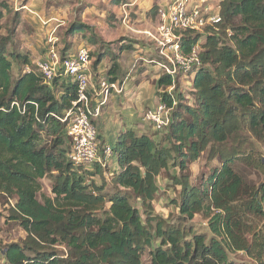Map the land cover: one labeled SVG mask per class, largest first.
Instances as JSON below:
<instances>
[{"label": "trees", "instance_id": "16d2710c", "mask_svg": "<svg viewBox=\"0 0 264 264\" xmlns=\"http://www.w3.org/2000/svg\"><path fill=\"white\" fill-rule=\"evenodd\" d=\"M217 4L218 23L201 33L177 32L183 56L199 46V64L176 76L158 72L155 95L167 109L160 141L133 129L118 133L106 183L101 165L90 170L68 159L60 120L76 100L75 83L61 68L46 82L37 64L15 50L20 16L0 1V32L11 15L0 34V201H13L10 220L25 233L21 242L0 245L5 264H264V0ZM85 34L96 46L88 51L92 67L108 60L104 79L123 84L119 59L132 46L101 42L77 17L62 35L61 61ZM203 156L207 175L195 183L189 165ZM237 163L262 181L246 185ZM159 178L175 189L177 214L170 218L152 206ZM44 179L49 194L42 192ZM195 217L208 233L192 225ZM238 254L247 261H236Z\"/></svg>", "mask_w": 264, "mask_h": 264}, {"label": "rangeland", "instance_id": "374dc122", "mask_svg": "<svg viewBox=\"0 0 264 264\" xmlns=\"http://www.w3.org/2000/svg\"><path fill=\"white\" fill-rule=\"evenodd\" d=\"M7 2L12 11L17 12L20 16V24L13 38V46L16 51L29 57L33 67L44 58L43 56L50 46L48 40L52 36L57 40L53 46L60 51L62 35L69 23L76 17L87 24L92 29L93 35L101 42L118 45L123 41L125 44H130L132 49L125 51L119 59L121 71L117 79L119 81L124 79L126 73L130 72L135 59H138V64L133 72H130L131 77L124 83L125 92L118 99V104L106 108L107 110L103 112L104 134L102 138L109 142L113 138L109 133L111 128H117L120 133L129 129L127 128L129 126L134 127L136 132L145 134L155 142L160 141L162 134L143 122L142 116L147 109H153L158 103L155 95V82L159 76V69L157 66H153V61L159 60L163 56L159 52L160 46L152 36L159 37L158 11L165 9L172 0H124L118 5H112L110 0H7ZM217 2L218 0H211L210 4L212 3L215 7ZM124 4H129V6L123 8ZM27 10H31L33 13H29ZM124 11L125 16L127 15L125 22ZM10 19L11 15L4 18L3 30L0 34H6ZM89 37H91L89 34H85L83 38L75 37L73 52L83 47L89 53H93L96 46L88 43ZM94 60L91 58V85H96L99 81L98 78H104V73L109 67V61L106 60L105 63L94 69L92 67ZM97 73L101 74L96 76ZM121 77H123L122 80H120ZM187 78L184 74L178 75V81L183 90L189 88V84L186 83ZM139 86L141 87L137 89ZM108 111L111 112L110 115H108ZM105 162V166L102 168L104 170L103 177L108 183L109 172L115 168V165L112 162V157L106 159ZM87 168L93 170L91 166ZM235 170L246 185L256 186L262 181L260 174L243 163H237ZM189 171L195 183L205 177L207 175L205 156L189 165ZM94 181L98 184L100 178L95 177ZM41 183L42 192L49 194L50 180L44 179ZM157 187L158 193L152 203L155 214L164 219L175 216L177 210L171 205V200L175 198V189L171 188L169 179L159 178ZM12 206V200L0 201V245L2 246L21 242L25 238V233L18 223L10 220L9 208ZM192 225L201 233H208L205 222L199 217L194 218ZM58 250L64 252L62 247H58ZM234 259L238 262L247 261L242 254H238ZM0 264H5L1 255Z\"/></svg>", "mask_w": 264, "mask_h": 264}, {"label": "built area", "instance_id": "2783aa9c", "mask_svg": "<svg viewBox=\"0 0 264 264\" xmlns=\"http://www.w3.org/2000/svg\"><path fill=\"white\" fill-rule=\"evenodd\" d=\"M211 0H172L165 9L159 10V37L154 41L160 46L162 63L157 64L159 70L176 76L179 72L186 73L190 65L199 64L200 48L195 45L191 51L183 56L179 51L177 32L191 31L201 33L206 27H212L220 21L218 4L214 7ZM129 4H124L128 7ZM124 22L125 16L124 11ZM57 40L51 37L42 61L37 63L38 71L46 82L51 81L58 69L63 70L64 77L75 83L76 100L71 108L60 120L67 125V137L70 141L68 159L75 165L90 167L94 164L105 166V160L112 155L110 145L100 147L98 131L94 125L106 106L110 96H121L124 93V83H111L100 78L96 85H91V60L88 51L81 47L61 61L60 53L53 45ZM52 44V45H51ZM167 52V53H166ZM138 64L134 60L132 69ZM27 70V68L25 69ZM12 106L19 109V104ZM142 121L150 125L155 131L161 132L167 125V109L158 102L153 109H147Z\"/></svg>", "mask_w": 264, "mask_h": 264}, {"label": "crops", "instance_id": "0c3cea01", "mask_svg": "<svg viewBox=\"0 0 264 264\" xmlns=\"http://www.w3.org/2000/svg\"><path fill=\"white\" fill-rule=\"evenodd\" d=\"M10 1H14V0H10ZM211 2V1H210ZM212 4V3H211ZM25 9H27V6H25ZM29 13H33L31 10H27ZM43 59V58H42ZM101 73H98V75H100ZM128 78L126 77V78H124V83L126 82V80H127ZM124 86H125V84H124ZM141 86H139L137 89H139ZM125 92V91H124ZM122 96V95H121ZM119 98H121L120 96H110V98H109V100H108V102H107V104H106V106H104L103 108H102V113H101V115H100V117L96 120V121H94L95 122V125H96V128H97V131H98V139H99V143L101 144V145H110L111 147H112V145L114 144V142H115V140H116V138H117V134H118V131H120V130H118L117 128H115L114 127V129L113 128H111V130L109 131V133L112 135V140H110L109 142L108 141H106V140H103V138H102V135L104 134V127H103V121H102V117H103V112H105L107 109L106 108H108V107H111V106H114V104H118L117 102H118V99ZM109 104V105H108ZM111 114V112H109L108 111V115H110ZM144 114V113H143ZM143 117V116H142ZM127 128H129V129H133L134 130V127H127ZM112 162L114 163V159L112 158Z\"/></svg>", "mask_w": 264, "mask_h": 264}]
</instances>
